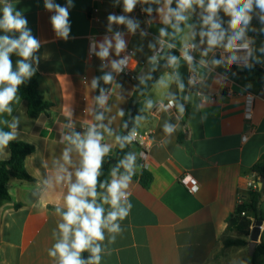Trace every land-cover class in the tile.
<instances>
[{
  "label": "crops",
  "instance_id": "obj_1",
  "mask_svg": "<svg viewBox=\"0 0 264 264\" xmlns=\"http://www.w3.org/2000/svg\"><path fill=\"white\" fill-rule=\"evenodd\" d=\"M12 2L23 10L28 28L40 42L28 62L36 69L32 76L40 78V93L52 106L46 114L31 118L27 102L17 97L9 105L10 113H0V130L13 131L11 125L15 123L13 141H24L35 148L25 160L26 171L34 181L11 178L8 184L11 199L0 197V264H58V257L48 254L60 238L58 224L62 222V214L53 208L66 211L64 197L81 166V156L66 137L73 133L83 136L88 130L84 126H96L103 135L101 143L109 147L107 155L115 153L121 142L116 138L120 137L136 86L129 76L114 72L111 62L121 59L128 49L133 55L135 80L142 84L153 82L135 129L152 131L155 145L147 151L145 159L138 147L131 149L135 156L133 174L145 168L152 173L153 182L149 188H144L131 179L125 191L132 207L129 215L118 221L121 228L118 234L104 229L105 239L99 242L100 264H234L241 256L246 257L247 236L231 227L228 218L234 214L240 198L244 202L249 200L247 182L255 177L252 167L264 155V77L247 74L245 66L236 67L234 75L228 71L230 66L201 65V59H218L220 48L202 57L201 51L206 45L199 44V36L191 41L198 47L194 52L195 63L189 66L179 53L189 42V29L181 25L183 32L164 38L176 45L168 52H177V65L152 80L158 68L151 72L152 79L142 82L140 78L147 77L152 69L148 66L149 57L155 50L149 44L156 43L161 27H167L157 13L149 15L142 10L149 6L156 8L155 4L138 3L132 13L125 14L122 0L120 3L72 0L70 33L68 39H64L53 29L51 16L55 13L45 8L44 0ZM53 2L67 6V0ZM199 11L197 9L188 21L197 25V32L200 23L192 19L199 20ZM110 14L129 15L140 26L132 34L125 26L113 24L109 32L107 17ZM220 15L227 28L229 18L222 12ZM250 28L254 30L248 31L247 36L254 40L251 47L255 50V59L249 62L264 70V52L260 51L264 47L261 35L264 24L257 14L253 15ZM116 31L123 34L127 44L119 56L114 49L105 60L90 53V39L98 44ZM142 31L146 35L142 36ZM168 31L173 30L168 27ZM0 35L5 33L0 31ZM10 59L16 70L17 61L23 58L14 52ZM192 68L199 72L196 90L189 83ZM107 72L112 73L114 80L106 84L99 79L93 88V79ZM162 77L167 80V87L157 83ZM179 83H183V89L178 87ZM101 89L107 96L102 109L96 99ZM247 93L254 95L250 120L245 118ZM170 99H174L170 110H155L156 104L166 105ZM178 105H182L184 111L178 110ZM100 114L103 119L97 120ZM165 124L175 125L176 130L171 135L165 133ZM180 133L185 136L183 141L178 140ZM244 135L246 140H243ZM65 150L69 151L68 160L64 158ZM10 156L8 144L0 151V161ZM184 175L198 181V192L190 193L180 182ZM120 176L117 174L116 178ZM263 202L264 196L259 208ZM102 205L107 214L110 205ZM238 239L248 244L226 246L228 240ZM261 242L264 243V232L260 235ZM235 249L238 251L233 254Z\"/></svg>",
  "mask_w": 264,
  "mask_h": 264
},
{
  "label": "clouds",
  "instance_id": "obj_2",
  "mask_svg": "<svg viewBox=\"0 0 264 264\" xmlns=\"http://www.w3.org/2000/svg\"><path fill=\"white\" fill-rule=\"evenodd\" d=\"M120 3V0H116ZM138 3L155 4L142 9L149 15L157 13L160 21L167 27H161L159 37L156 43H150L149 47L154 49V54L149 57V63L152 69L145 79H152L151 72H155L160 67V60L166 61V66L174 67L177 65L179 58L172 55L171 52L165 54L164 49H173L174 43L166 41L165 37H174L176 34L184 31L181 25L189 29L187 39L181 50V57L189 65L193 66L194 57L190 54L198 45L191 43L199 36V44L206 45L202 49V57L208 56L210 52L214 54L215 50L220 48L228 53L227 56H221L220 59H211L206 61L201 59V65L211 64L212 66H221L224 64L243 63L245 67H252L250 60L255 59L253 56L254 49L251 45L254 40L247 36V32L254 30L250 28L253 15L257 14L258 19L264 24V0H122L123 12L132 13ZM173 5H175L173 7ZM44 6L49 11H54L51 16V24L56 34L64 39H68L70 33L69 8L72 6V0H67V6H61L54 3L53 0H44ZM199 9V31H196L195 23H188L191 16ZM223 13L229 19L228 27L225 28L224 20L220 13ZM108 31L112 32V25H123L129 33L135 34L139 28V22L129 15L110 14L107 17ZM28 21L23 10H20L12 0H0V31L5 35H0V113L11 112L9 105L17 98L18 87L28 78H30L35 68L29 63V59L39 49L40 42L31 33L28 28ZM170 27L173 31H168ZM261 31H264L262 29ZM9 33L13 35H8ZM18 33V37L15 34ZM141 35H146L141 32ZM157 44L159 49H157ZM126 41L123 34L116 31L111 38L105 36L103 41L92 45V51L101 60L109 57L110 51L114 49L115 54L119 56L126 49ZM98 49V50H97ZM264 52V47L260 48ZM16 53L23 59L17 61L16 70H13V64L10 54ZM156 52L159 53L156 54ZM129 57L124 56L119 60L111 62V68L114 72L120 73L128 64ZM256 62H260L256 60ZM108 84L114 80L111 72L104 73L102 77L94 78L92 87L95 88L98 80ZM178 80L179 77L177 76ZM158 84L167 87L168 82L165 78H160ZM178 87L183 89V83ZM105 90L101 89L100 95L96 98L100 105L107 101ZM174 99H170L167 107H172ZM148 107H152V102H148ZM180 111H184L182 105H178ZM123 112H121V115ZM102 120L103 115L96 117ZM13 131L4 132L0 130V151H2L10 141L16 137L15 123L11 125ZM176 130L175 125L165 124V133L171 135ZM110 131V129H109ZM135 132L124 137H117V141L131 143L135 138ZM69 142L75 146V149L81 156V166L75 172V182H71L67 194L64 197L66 211L62 212V222L58 224L60 238L49 250V255L58 257V264H100L102 247L99 242L104 241V229L113 234L121 231L118 221L124 220L132 207L128 202L126 189L132 179L135 156L129 154L120 161L127 174L116 178L118 168L113 169V179L110 183L102 184L106 188V195L100 197L104 204L110 205L111 210L105 214V208L97 203L98 192L97 184L102 167L104 156L109 152V147L102 144L103 135L96 130V126L89 127L87 132L82 136L79 133L66 137ZM65 160L69 159V151L65 150ZM63 179V177H59ZM70 179V175H69ZM195 190V189H194ZM59 212L60 209L57 208ZM115 235L111 240L115 241ZM88 251L91 256L88 260L82 259L81 253Z\"/></svg>",
  "mask_w": 264,
  "mask_h": 264
},
{
  "label": "trees",
  "instance_id": "obj_3",
  "mask_svg": "<svg viewBox=\"0 0 264 264\" xmlns=\"http://www.w3.org/2000/svg\"><path fill=\"white\" fill-rule=\"evenodd\" d=\"M175 5H173L174 7ZM193 22L200 23L199 20L192 19ZM264 36V32L261 34ZM174 55H177L176 51H173ZM245 72L247 74H259L264 77V70L259 67L252 66L251 68L246 67ZM136 86L133 97L131 98L128 106V111L124 119L123 126L120 130V137L128 135V133L135 129L136 122L141 113L142 107L145 104L146 96L150 91L153 82L142 84L136 80H133ZM40 78L38 76H31L26 79L19 87L16 93V97H19L27 102V112L31 118H39L41 115L46 114L47 110L51 108V101L43 96L39 91ZM196 90V87H192ZM136 97H139L141 101L137 103L132 120H129V113L132 107V103ZM4 132H9L8 129L3 130ZM184 134L180 133L178 140H184ZM122 142V141H121ZM121 142L116 147L115 153L113 155H105L102 161V167L100 169V175L98 178L97 192L101 193L102 196L106 195V188L101 187L102 184L109 183L112 179L113 169L118 168L117 174L125 175V169L121 167L120 161L124 160L127 155L131 154L132 147L129 143H124L121 147ZM10 148V159L5 161H0V197L4 199H11V195L8 189V184L11 178H16L18 180L24 181H34V179L28 174L25 168L26 157L35 151L33 145L24 141H11L9 143ZM252 173L256 176L264 177V155L261 159L252 167ZM132 179L138 181L144 188H149L153 182V175L150 171L143 168L141 173L132 174ZM249 200L242 205H237L234 214L228 218V224L236 229L240 235L249 236L250 227V217L254 216L256 219H261L258 216L259 205L261 199L264 196V189L249 191ZM98 204L103 203L101 199L97 201ZM103 206V205H102ZM57 211V208H53ZM65 210L59 211L60 214ZM58 212V211H57ZM245 212V215L242 213ZM106 214V211H105ZM248 242L242 239L238 240H228L226 246H245ZM91 253L85 251L81 253L82 259L88 260ZM259 256H264V243L261 242L257 245L253 257L247 255L245 261L247 264H261V260L258 259Z\"/></svg>",
  "mask_w": 264,
  "mask_h": 264
},
{
  "label": "built area",
  "instance_id": "obj_4",
  "mask_svg": "<svg viewBox=\"0 0 264 264\" xmlns=\"http://www.w3.org/2000/svg\"><path fill=\"white\" fill-rule=\"evenodd\" d=\"M94 39H90V44H89V51L91 54H93L94 52L92 51V45L94 43ZM159 49V45L158 48ZM167 49V48H165ZM164 49V50H165ZM171 49H168V51H170ZM196 50V49H195ZM195 50H191L190 54L194 57V52ZM172 51V50H171ZM179 53L181 54V51H179ZM156 54H159L158 52H156ZM227 56L228 53L224 51V49H219L217 51V57L218 59L221 58V56ZM124 56H128L129 60H128V64L127 66L124 68V70L122 72H120V74L129 76L132 80L136 79V75L133 72V55L131 50H126L121 58H123ZM226 66H234V67H244L243 63H239V64H224ZM199 75L198 70L196 69H191L190 71V75H189V83L192 87H195L199 82L197 80V77ZM168 104L164 105V104H156L155 105V110H159V109H166V110H170L172 107H167ZM100 108L102 109L103 106L101 105ZM253 110H254V95L252 93H247L246 94V106H245V118L247 120L252 119L253 117ZM86 129H89L88 127H85ZM135 132V138L132 140L131 143H129V145L131 147H138L141 150V157L143 159H145L147 157V151L155 145V140L153 138V133L150 130H144V131H139L137 129H133L131 130L129 134H131L132 132ZM243 140H246V136H243ZM180 182L186 187V189L190 192V193H196L199 190V184L198 181L193 178L190 175H184L180 178ZM261 181L260 178L258 176L255 175V177L249 179V181L247 182V188L249 189V191H255V190H259L261 188ZM195 189V190H194ZM243 203H245L243 201L242 198H240L238 200V205H242ZM242 215H245V212L242 213ZM258 219L256 218H250V227H249V233L251 232L252 228L254 227L256 221ZM261 225L259 226L260 228V232L263 233L264 232V218H261Z\"/></svg>",
  "mask_w": 264,
  "mask_h": 264
},
{
  "label": "water",
  "instance_id": "obj_5",
  "mask_svg": "<svg viewBox=\"0 0 264 264\" xmlns=\"http://www.w3.org/2000/svg\"><path fill=\"white\" fill-rule=\"evenodd\" d=\"M164 52H165V54H167L168 49H165ZM171 54L174 55L173 53H171ZM160 62H162V63L160 65L159 69L157 70V72L155 73L152 80H154L158 75H160L162 72H164L170 68V66H166L165 60L161 59ZM148 66L152 68V64L149 63ZM228 71H229V73H232L234 75L237 74L236 67H234V66H230ZM140 101H141V99L139 97H136L134 99L130 113H129V120H132L135 107H136L137 103H139ZM178 110H180V109L178 108ZM260 181L262 183L260 189H264V177H260ZM100 197H102V195H101V193H98L97 201L100 199ZM260 225H261V220L258 219L256 221L254 227L252 228L250 234H249L250 241H249V253H248V255L250 257H253L255 250L257 248V245L260 243V235H261L260 228H259Z\"/></svg>",
  "mask_w": 264,
  "mask_h": 264
},
{
  "label": "rangeland",
  "instance_id": "obj_6",
  "mask_svg": "<svg viewBox=\"0 0 264 264\" xmlns=\"http://www.w3.org/2000/svg\"><path fill=\"white\" fill-rule=\"evenodd\" d=\"M258 216L260 218H264V202L262 203V206L258 210ZM247 239H248V242H249L250 241L249 236H247ZM236 251H238V249H235L233 254H235ZM246 252H247L246 254H248L249 253V250H247ZM244 259H245V257L244 256H241V258L240 259H237L234 262V264H247V262ZM258 259L261 260V264H264V256H259Z\"/></svg>",
  "mask_w": 264,
  "mask_h": 264
}]
</instances>
